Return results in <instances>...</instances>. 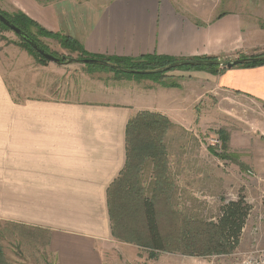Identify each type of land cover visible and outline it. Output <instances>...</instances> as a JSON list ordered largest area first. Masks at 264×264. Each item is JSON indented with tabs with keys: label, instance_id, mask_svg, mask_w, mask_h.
Here are the masks:
<instances>
[{
	"label": "crops",
	"instance_id": "obj_1",
	"mask_svg": "<svg viewBox=\"0 0 264 264\" xmlns=\"http://www.w3.org/2000/svg\"><path fill=\"white\" fill-rule=\"evenodd\" d=\"M202 1L188 9V0H5L47 30L79 41L94 55L226 59L264 46V28L251 26V35L259 32V42L249 43L238 10L208 17ZM201 8L204 13L199 16ZM4 51L0 228L14 223L45 231L54 264L153 261L117 236L109 205V189L127 166V127L135 115L151 111L172 117L216 89L264 104V65L215 72L176 70L172 77L177 86L128 78L96 81L87 98L75 101L15 100L7 73L26 72L8 70L6 47Z\"/></svg>",
	"mask_w": 264,
	"mask_h": 264
},
{
	"label": "rangeland",
	"instance_id": "obj_2",
	"mask_svg": "<svg viewBox=\"0 0 264 264\" xmlns=\"http://www.w3.org/2000/svg\"><path fill=\"white\" fill-rule=\"evenodd\" d=\"M188 1V9H196L192 4L198 0ZM204 1V16L216 18L228 10H238L245 21L247 41L259 42V32L251 35L250 29L251 26L256 30L264 28V0H233L237 4L223 0L220 5V0ZM0 11L8 15L16 12L5 0H0ZM199 11V16L204 13L202 8ZM38 29L31 27L30 31L48 51L60 58H79L72 46ZM5 47L6 68L26 72L7 73L15 100L85 99L96 81L111 83L117 78L177 86L172 76L174 71L182 69L169 70L158 78H139L134 74L125 77L109 67L90 63L68 61L59 66L43 61L19 35L0 24L2 62ZM243 55L264 56V46L226 59L235 60ZM223 68L205 66L213 72ZM208 93L190 108L175 111L172 117L151 111L137 114H160L168 119L162 121L155 116L157 121L141 132L139 139L152 144L141 151L134 149L129 167L124 170L126 175L120 180L125 190L119 192L115 187L112 193L118 195L117 201L112 200L116 232L123 242L147 258L152 256L153 261L144 264H241L246 254L264 248V223L260 220L264 208V104L221 89ZM248 170L255 174L249 175ZM146 197L156 205L164 250L151 246L144 218ZM240 198L252 209L238 246L229 249L220 246L216 224L222 207ZM0 245V264H54L55 261L47 248V234L40 229L3 224Z\"/></svg>",
	"mask_w": 264,
	"mask_h": 264
},
{
	"label": "trees",
	"instance_id": "obj_3",
	"mask_svg": "<svg viewBox=\"0 0 264 264\" xmlns=\"http://www.w3.org/2000/svg\"><path fill=\"white\" fill-rule=\"evenodd\" d=\"M2 12V11H1ZM7 18H9L15 25H17L19 28H21L23 31L27 32L29 35H31L34 39V35L30 31L31 27H37L39 28L40 33H44L45 35H49L52 37H55L57 39H61L63 42H65L67 45H70L73 47L75 51L79 53V58H76L78 62H82L85 58H95L99 60H106L111 63H115L117 65H122L124 67H127L132 70H150V69H156L163 66H166L170 63H173L175 61L179 60H185V59H178L173 58L166 55H159V54H147L142 55L137 58H131V57H106L102 55H94L86 51V49L83 47V45L75 40L74 38L70 36L63 35L61 33H55L53 31L47 30L43 26H41L37 21L29 17L27 14H25L23 11L18 10L13 15H8L5 12H2ZM2 26L7 27L5 24L0 22ZM10 29V28H9ZM39 41L38 39H36ZM25 42V41H24ZM62 42V43H63ZM40 43V42H39ZM27 46H29V49L32 51H35L37 54H39L29 43L25 42ZM45 47V46H44ZM46 48V47H45ZM40 55V54H39ZM41 56V55H40ZM42 57V56H41ZM250 56L243 55L241 58H246ZM60 58V57H59ZM71 57H61V61L63 63L68 62V60ZM215 59V58H210ZM43 61H48L44 57L42 59ZM83 63V62H82ZM91 65H100V64H94L90 63ZM264 65V61L260 62H252V61H246L243 64H240L238 66L240 67H256ZM104 67V65H101ZM106 67V66H105ZM213 68H221L220 66H212ZM177 68L182 69H205V66H192V65H182ZM176 68V69H177ZM224 69V68H223ZM115 72H118V74H121L125 77L133 75L132 73H125L118 69H111ZM161 73L158 74H134L139 78H158ZM143 114H139L135 117H133L127 127V150H128V162L127 166L129 167L130 158H132V153L134 149L141 151L142 149L150 147L152 142H146L142 141V139H139L141 136V132H143L148 126H151L152 121H157L154 117L155 114L146 113L147 116H142ZM157 118L161 119L162 121H168V119L160 114H157ZM140 131L139 133H137ZM134 136H135V142H134ZM137 144V146H136ZM126 170V168H125ZM126 175V171H123L121 175L114 181L112 186L109 189V205L111 209L112 218L114 219V212H113V203L112 200L117 201L116 198H118V195L112 196V193L114 192V188L117 187L119 192H122V190H125L124 186H122V183H120V180L124 179ZM144 206V218L146 223V228L148 232V237L150 239L151 246L154 249L157 250H164L165 249V241L162 236V233L160 231L158 217H157V209L154 201L150 198H144L143 201ZM251 205L247 203L244 198H240L236 201H230L226 203L220 212V216L218 218V222L216 224V227L218 229V232L220 234L221 243L220 246H228L229 249H235L238 246L239 240L242 235L243 228L246 225L247 218L250 215L251 212ZM114 224V222H113ZM115 225V224H114ZM116 230V226H115ZM118 235V232H115Z\"/></svg>",
	"mask_w": 264,
	"mask_h": 264
},
{
	"label": "water",
	"instance_id": "obj_4",
	"mask_svg": "<svg viewBox=\"0 0 264 264\" xmlns=\"http://www.w3.org/2000/svg\"><path fill=\"white\" fill-rule=\"evenodd\" d=\"M0 22L5 24L7 27H9L11 30H13L17 35H19L25 42L29 43L42 57H44L46 60L62 64L63 62L59 57L48 51L39 41L34 39L31 35H29L27 32L23 31L21 28H19L17 25H15L9 18H7L1 11H0ZM70 63L72 62H78L76 58L72 57L68 60ZM246 61H252V62H260L264 61V56H253V57H246V58H238L235 60H227L223 58H215V59H185V60H179L175 61L173 63H170L166 66L156 68V69H150V70H132L127 67H124L122 65H117L115 63H111L106 60H99L95 58H85L83 59V63H94V64H100L104 65L106 67H109L111 69H118L125 73H132V74H158V73H165L169 70L175 69L182 65H192V66H220L224 68H233L235 66H238L240 64H243Z\"/></svg>",
	"mask_w": 264,
	"mask_h": 264
},
{
	"label": "built area",
	"instance_id": "obj_5",
	"mask_svg": "<svg viewBox=\"0 0 264 264\" xmlns=\"http://www.w3.org/2000/svg\"><path fill=\"white\" fill-rule=\"evenodd\" d=\"M249 175H254V171L248 170ZM260 220L264 223V208L260 214ZM245 228V227H244ZM243 228V231L245 230ZM241 264H264V248L252 250L242 260Z\"/></svg>",
	"mask_w": 264,
	"mask_h": 264
}]
</instances>
